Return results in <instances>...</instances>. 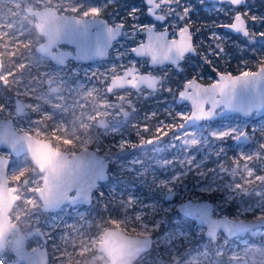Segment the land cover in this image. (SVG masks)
Segmentation results:
<instances>
[{
  "label": "rangeland",
  "instance_id": "374dc122",
  "mask_svg": "<svg viewBox=\"0 0 264 264\" xmlns=\"http://www.w3.org/2000/svg\"><path fill=\"white\" fill-rule=\"evenodd\" d=\"M246 2L243 11L257 17L248 21L251 32H264V0ZM45 6L81 17H92L84 13L99 8L98 16L122 25L109 58L57 65L40 55L35 47L44 36L37 33L35 15L27 10ZM179 6L187 9L189 23L172 16L168 24L177 23L175 31L190 27L197 54L186 56L176 70L148 66V58L130 52L145 37L144 32L137 35L138 27L132 31L133 25L161 23H151L143 0H0V81L8 89L0 99V117L11 118L17 131L47 139L61 150L92 148L109 164V178L99 183L90 205L43 212L35 193L42 186V172L26 154L13 157L9 150H0L11 160L9 185L19 195L10 220L25 233L41 232L45 240L33 235L26 247L46 248L49 264H110L97 245L106 228L117 226L132 235L154 236L152 249L135 264H264V229L232 239L220 234L212 241L204 227L178 212L185 200L206 199L214 205V217L264 216V116L231 115L174 131L184 122L178 115L190 113L188 103L176 102L177 90L192 78L210 84L219 72L235 75L226 68L229 64L238 66L239 73L256 71L264 60V38L232 35L221 27L238 10L229 4L181 0ZM171 32L169 28L173 38ZM211 33L223 39L225 52L219 59L209 56L207 64L202 54L217 42L209 40ZM59 47L73 50L66 44ZM131 64L140 74L160 78L155 91L108 89L110 80ZM17 100L24 104L22 114L16 113ZM157 129L166 134L157 135ZM220 132L244 136L217 140L212 134ZM193 139L196 145L190 143ZM168 193L173 197L166 201ZM15 235L12 231L0 251V264L16 260L11 251Z\"/></svg>",
  "mask_w": 264,
  "mask_h": 264
},
{
  "label": "water",
  "instance_id": "95a60500",
  "mask_svg": "<svg viewBox=\"0 0 264 264\" xmlns=\"http://www.w3.org/2000/svg\"><path fill=\"white\" fill-rule=\"evenodd\" d=\"M205 1L227 2V0ZM244 3L245 0L242 4ZM27 12L35 15V29L38 34L44 36V42L38 44L35 50L57 65H66L68 60H73L76 63H90L108 59L113 44L118 40L123 30L121 25H111L104 17H81L58 13L54 7L45 6L38 10L29 8ZM109 29H112L111 34L108 31ZM226 29L234 34L243 36L241 33L234 32L228 28ZM144 36L143 42H147V32H144ZM168 39H172V37L168 36ZM71 40L82 43L87 47V59L77 57L76 43L70 42ZM60 44L71 46L73 50L63 49L59 47ZM97 52L103 54H97ZM196 53L197 50L194 53H186L185 56L196 55ZM134 56L137 58H148V66L151 67L171 65L176 69H180L179 64L184 60L170 59L153 64L149 56L138 57L135 54ZM1 70L2 59L0 57V72ZM219 73L230 74L227 72ZM219 73L216 74L217 79L219 78ZM122 74L115 77H119ZM151 77L157 78L159 83V77ZM114 78L109 82V90L131 88L127 86L114 87ZM197 83L204 86L209 85L199 80H197ZM142 87L150 91L157 89V87L150 89L143 85L140 88ZM215 98L218 100L222 99L218 93L215 94ZM176 102L180 104L188 103L190 106L189 119L184 120L183 127L176 128L177 133L190 130L201 122L215 121L231 115H241L245 118H260L264 116V77L257 79L255 83H249L247 85L243 83L237 84L236 88L232 91L230 102L227 104L224 102L218 104L213 111V115L207 119L192 118L190 102L179 97L178 94ZM210 107V103L205 104V110L210 109ZM23 108L24 105L22 102L17 100L16 113L22 114ZM35 140L49 142L53 149L58 150V155L51 161L37 159L33 155L30 147L31 143ZM2 148L9 150L13 157L26 154L32 165L42 172V186L36 189L35 193L41 201V210L43 212H56L65 205L72 207L90 205L92 203L93 193L98 188L99 183L105 182L109 177L108 162L94 149L83 148L76 153L58 149L47 139L36 137L25 131H17L11 118L0 117V150ZM10 163L11 160L9 157L0 154V193H2V196H0V251L6 248L11 232L15 231L16 235L11 240V251L15 255L16 260L8 261L6 264H49V254L46 248L36 246L28 249L26 247L27 240L33 235L42 236L41 232L34 231L25 233L18 224L12 223L10 220V212L19 200L16 187L9 185L8 169ZM9 190L13 191L9 194ZM78 191H81L82 195L77 196L76 193ZM169 199L170 194L165 197L166 201ZM213 208L214 205L209 200L193 201L188 199L179 205L178 211L188 218L195 219L199 226L205 227V235L212 240L216 239L219 232L226 238L232 239L255 229H264V216L246 220L234 219L228 216L214 217L212 215ZM210 221H217L221 224L211 234L209 229ZM225 224L229 227H225ZM232 225L239 227L233 228ZM113 237H115V240H113ZM42 238L45 240L43 236ZM151 247V236L130 235L119 227H113L107 228L104 231L101 241L97 245V250L106 256L110 264H133L142 253L147 252Z\"/></svg>",
  "mask_w": 264,
  "mask_h": 264
},
{
  "label": "snow or ice",
  "instance_id": "6c2138e0",
  "mask_svg": "<svg viewBox=\"0 0 264 264\" xmlns=\"http://www.w3.org/2000/svg\"><path fill=\"white\" fill-rule=\"evenodd\" d=\"M145 4L148 5L147 12L150 16L154 18L153 22L156 21L162 23H154L153 27H149L148 24L140 22L138 25L132 26V31H137L139 36L141 32H147V42H142L135 45L130 49L131 53H134L136 56H149L153 64L161 63L168 61L170 59L182 60L185 57L186 53L196 52V47L193 44V36L190 31L189 26L179 27V31L175 29L179 26L177 23L168 24V19L172 16H175L177 21L184 22L188 24V11L186 8L180 7L181 0H144ZM232 6H238L244 2V0H227ZM175 5V7H173ZM157 10H160L161 14H157ZM76 11V9H73ZM135 10H133L134 14ZM100 14L99 8H91L84 13L85 16L93 15L98 16ZM131 20L132 17L129 16ZM264 19V18H262ZM257 17L250 16L247 11H236L232 15L231 22L228 24L221 25L223 28H228L234 32L241 33L245 37L255 38L261 37L264 38V32H251L248 28V21L255 22ZM165 25H168L165 27ZM122 26V25H121ZM163 31H160V29ZM169 28L172 29L171 35L172 39H168ZM109 33H112V29L108 30ZM209 40L217 41L214 45H209L208 51L202 54V59L210 64L211 61L208 59L209 56H215L218 59L221 58L222 54L225 52V48L222 46L223 39L219 37L218 34L211 33ZM70 42L76 43L77 48V57L82 59L88 58V49L82 43H79L75 40ZM97 54H103L97 52ZM219 78L210 83L207 86H204L200 83H197V78H192L191 81L185 82L182 89L177 90L179 97L187 100L191 104L192 112L191 117L195 119H207L213 115V111L218 104L224 102L228 103L231 100L232 91L236 88L237 84L243 83L245 85L249 83H255V81L261 77H264V60H261L258 65V70L256 72L244 71L239 75H231L219 73ZM157 78L141 75L138 72L137 66L131 64L127 67L123 74L119 77L114 78V87H131L133 89H139L142 85L150 89H155L157 87ZM171 90V89H169ZM219 94L222 99L218 100L215 98V94ZM226 98V99H224ZM211 104L210 109L205 110V104ZM178 119L187 120L188 116L183 114L178 115ZM178 127H183L179 125ZM157 135L166 134L164 129H157ZM217 140L223 139L229 135H232L230 132H220L219 134H212ZM240 136H244V133H240L239 136L232 135L233 139H237ZM192 145H196V140H191ZM33 155L37 159H42L45 161H51L58 155V150L53 149L49 142L43 140H35L30 145ZM121 148L124 147L123 144L120 145ZM264 147V145H261ZM13 190H9V194ZM77 196L82 195L81 191L76 193ZM2 196V193H0ZM115 223V222H114ZM221 224L217 221L209 222L210 234L214 232L217 227ZM225 227H229L225 224ZM233 228H238L237 225H232ZM115 240V237H113Z\"/></svg>",
  "mask_w": 264,
  "mask_h": 264
},
{
  "label": "flooded vegetation",
  "instance_id": "af4514ba",
  "mask_svg": "<svg viewBox=\"0 0 264 264\" xmlns=\"http://www.w3.org/2000/svg\"><path fill=\"white\" fill-rule=\"evenodd\" d=\"M144 1V0H143ZM157 2H159V0L157 1ZM207 2V1H206ZM210 3H214V2H210ZM219 3V2H218ZM246 0H245V3L244 4H242V5H239V6H232L230 3H228V2H225V4H229V5H231L232 7H234V8H236V9H238L237 11H243V9L245 8V6H246ZM144 4H145V2H144ZM222 4V3H221ZM145 6H146V4H145ZM146 7H148V6H146ZM157 13H158V10H157ZM158 14H160V13H158ZM147 15L149 16V17H151L149 14H148V12H147ZM152 18V17H151ZM153 20H154V18H152ZM157 22H159V21H157ZM162 23V22H161ZM263 26H264V24H262ZM185 26V25H184ZM263 26H261L260 28H262ZM150 27H153V26H150ZM123 28V27H122ZM248 28H249V30L251 31V26H250V23L248 22ZM226 31H228L230 34H232V35H236V36H240V35H237V34H234V33H232V32H230L229 30H227L226 28H224ZM161 31V30H160ZM178 31V30H177ZM190 31H191V29H190ZM122 32H123V30H122ZM240 37H245V36H240ZM194 43V42H193ZM197 54V53H196ZM188 56V55H187ZM192 56H194V55H192ZM186 57V56H185ZM185 57H184V59H185ZM184 61V60H183ZM182 61V62H183ZM68 62V61H67ZM181 62V63H182ZM171 66V65H170ZM179 66H180V64H179ZM2 67H3V63H2ZM173 67V66H172ZM174 68V67H173ZM176 69V68H175ZM180 69H181V66H180ZM180 69H176V70H180ZM2 71V70H1ZM1 73V72H0ZM191 80V79H190ZM189 81V80H188ZM160 82V81H159ZM187 82V81H186ZM159 84V83H158ZM157 87H158V85H157ZM23 104V103H22ZM24 105V104H23ZM15 109H16V102H15ZM24 109V108H23ZM174 131L176 132V129H174ZM164 140L165 139H162L161 140V143H164ZM166 141V140H165ZM53 145V144H52ZM54 146V145H53ZM55 147V146H54ZM59 149V148H58ZM81 150V149H80ZM109 169V168H108ZM108 173H109V170H108ZM109 178V177H108ZM108 180V179H107ZM106 180V181H107ZM103 183V182H102ZM95 192V191H94ZM94 194V193H93ZM168 194H170V199H172V197H173V195H172V193H168ZM167 194V195H168ZM166 195V196H167ZM165 196V197H166ZM92 199H93V197H92ZM79 206V205H78ZM179 212V211H178ZM189 219H191V218H189ZM192 220H195V219H192ZM195 222H196V220H195ZM197 224V223H196ZM198 225V224H197ZM199 226V225H198ZM118 227V226H117ZM203 227V226H202ZM109 228H113V227H109ZM120 228V227H119ZM205 228V227H204ZM107 229V228H106ZM105 229V230H106ZM122 229V228H121ZM123 230V229H122ZM124 231V230H123ZM205 231H206V228H205ZM125 232V231H124ZM127 233V232H126ZM127 234H129V233H127ZM205 234V233H204ZM220 234H222L221 232H219L218 233V235H217V237H216V239L215 240H212V241H216L217 240V238H218V236L220 235ZM130 235H132V234H130ZM136 236H138V235H136ZM146 236H151L152 237V246H153V242H154V236H152V235H146ZM206 236V235H205ZM207 237V236H206ZM152 249V247L147 251V252H149L150 250ZM147 252H144V253H142L141 255H140V257L142 256V255H144L145 253H147ZM106 257V256H105ZM140 257L136 260V261H138L139 259H140ZM109 261V260H108ZM136 261H134V263L133 264H135V262ZM110 263V262H109Z\"/></svg>",
  "mask_w": 264,
  "mask_h": 264
},
{
  "label": "trees",
  "instance_id": "16d2710c",
  "mask_svg": "<svg viewBox=\"0 0 264 264\" xmlns=\"http://www.w3.org/2000/svg\"><path fill=\"white\" fill-rule=\"evenodd\" d=\"M226 68L235 74L239 73L238 66H234L232 64H229V66H227ZM7 94H8L7 86H5L4 83L0 81V99H2V97L4 95H7ZM61 146H63V145H61Z\"/></svg>",
  "mask_w": 264,
  "mask_h": 264
}]
</instances>
